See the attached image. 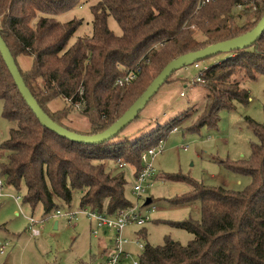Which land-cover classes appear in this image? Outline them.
<instances>
[{
  "label": "trees",
  "instance_id": "trees-1",
  "mask_svg": "<svg viewBox=\"0 0 264 264\" xmlns=\"http://www.w3.org/2000/svg\"><path fill=\"white\" fill-rule=\"evenodd\" d=\"M200 1L95 0L92 35L68 45L82 19L61 21L56 16L86 0H0V35L18 67L19 56H32L31 67L19 69L44 111L73 131L93 134L120 118L169 61L240 36L264 15V0H210L199 6ZM109 16L117 20L122 34L109 28ZM128 72L136 73L135 80L117 84ZM259 73H264V32L252 46L230 51L200 71L204 82L195 83L204 84L207 95L202 113L188 129L214 127L220 110L232 109L235 101L247 103L250 92L236 75L255 80ZM57 97L65 99L66 105L51 110L49 103ZM0 98L11 123L8 137L0 144L9 151L7 160L0 162V174L17 190L24 186L21 204L33 210L42 207L44 214L57 210L56 198L70 205L75 188L81 192L79 204L84 211L118 215L132 206L120 163H129L137 174L142 152L163 141L179 122L171 120L164 132L158 127L136 139L121 134L128 124L103 143L72 142L41 125L1 52ZM76 109L88 118L89 131L65 123ZM250 123L258 139L251 156L226 165L248 174L250 183L235 190L199 182L193 190L173 197L176 205L201 203L199 220L190 216L171 221L193 238L185 244L171 236L163 244L145 243L138 255L140 264H264V123Z\"/></svg>",
  "mask_w": 264,
  "mask_h": 264
},
{
  "label": "rangeland",
  "instance_id": "rangeland-1",
  "mask_svg": "<svg viewBox=\"0 0 264 264\" xmlns=\"http://www.w3.org/2000/svg\"><path fill=\"white\" fill-rule=\"evenodd\" d=\"M95 0H86L84 4L75 5L70 10L56 16L61 21L72 18L82 19L81 26L75 31L68 45L78 37L92 35L93 16L91 5ZM237 12L240 8L236 9ZM242 10V9H241ZM109 28L115 34H122V29L113 16L108 17ZM227 53L214 54L177 70L169 82L159 88L151 101L144 107L140 117L128 125L121 133L128 138L136 139L144 134L152 133L161 127L167 129L169 121L178 122V127L169 131L162 142V151L158 153L153 164V176L149 187L142 197H136L132 192L136 175L134 168L127 162L125 167L127 183L126 194L132 204L145 206L144 200L150 198V204L156 206L151 214V221L143 225H130L132 235H124L131 240L141 239L150 245L163 244L167 236L185 244L193 238V234L171 225V221L185 220L188 217L199 220L201 203L176 205L171 201L175 196L193 190L196 183L215 186L224 185L229 189L242 190L250 183L248 174L242 175L229 169L226 165L251 156V148L258 141L251 121L264 123V73L257 74L255 80L236 75L240 85L248 88L250 100L247 103L235 101L232 109H222L219 112L217 125L202 126L198 131L190 130L199 114L207 95L204 84L195 83L200 71L227 57ZM22 69H29L32 56L21 55L17 58ZM66 100L57 97L49 103L51 110H58L66 105ZM3 99L0 98V144L8 137L11 123L3 114ZM65 123L77 130L89 131L88 118L78 109L66 118ZM172 122V123H173ZM177 124V123H176ZM164 126V127H163ZM9 151L0 145V162L7 160ZM115 165V164H113ZM3 184L0 185V264H103L108 250L113 247L112 233L94 236V222L81 208V192L73 191L70 205L61 198H56L57 210L44 214L42 207L33 210L21 204L25 188L17 190L6 184L0 174ZM20 196V202L15 197ZM57 211H59L57 213ZM31 215L37 220L36 227L40 234L33 236L28 230ZM56 221L60 222L59 227ZM129 229L127 231H129ZM133 254L124 264H129L131 258H138L141 249L132 243L127 244ZM125 244V248L127 246ZM2 246H5L1 251Z\"/></svg>",
  "mask_w": 264,
  "mask_h": 264
},
{
  "label": "water",
  "instance_id": "water-1",
  "mask_svg": "<svg viewBox=\"0 0 264 264\" xmlns=\"http://www.w3.org/2000/svg\"><path fill=\"white\" fill-rule=\"evenodd\" d=\"M264 32V15L258 21V24L252 28L250 31L243 33L240 36L229 38L225 41H220L212 43L205 48L198 49L196 51L187 52L181 54V56L171 60L167 65L161 70L159 74L150 85L142 92L141 96L138 97L135 102L128 107L125 112L110 124L104 131L93 133V134H84L77 131H73L57 122H55L48 113L40 106L36 97L33 96L30 88L24 82V79L21 75L20 69L17 66L16 59L12 54V51L8 48L4 38L0 35V52L6 67H8L9 72L13 77V81L18 87V90L27 102L28 106L35 113L41 125L45 126L47 129H50L57 135H61L71 140L72 142L85 143V144H99L103 143L112 137L118 135L121 130L130 124L133 120L136 119L138 114L144 107L151 101L154 95L157 93L159 88L166 83L167 78L177 70L182 67L196 64L197 61L203 60L205 58L211 57L214 54L218 53H227L233 50L243 49L249 46H252L258 38ZM150 203V199L146 200L145 204Z\"/></svg>",
  "mask_w": 264,
  "mask_h": 264
},
{
  "label": "built area",
  "instance_id": "built-area-1",
  "mask_svg": "<svg viewBox=\"0 0 264 264\" xmlns=\"http://www.w3.org/2000/svg\"><path fill=\"white\" fill-rule=\"evenodd\" d=\"M210 0H202L199 3V6L206 4ZM197 66V64H196ZM135 72H128L125 75L117 79V84H127L136 78ZM197 80L204 82V79L197 76ZM162 142L152 146L151 148L145 150L141 154L142 162L141 169L137 172L135 183L132 187V192L136 197H142L143 193L146 192L150 185L151 178L153 176V160L155 156L162 151L161 145ZM124 164L121 162L120 166ZM3 184L2 179H0V185ZM3 195L0 192V197ZM17 202H20L21 197H15ZM141 206L140 204H133L132 206L125 208L118 215H105L95 211H83L92 221L94 222V228L92 230L94 236H99L103 232L111 231L112 233V242L113 247L108 250V254L103 262V264H124V260L129 259L133 254L126 250L125 244L132 243L137 248H140L143 252L145 244L141 239L131 240L124 235V230L127 226L130 225H143L147 222H150L151 214L156 210V206L150 203L147 205ZM29 221L28 230L31 231L33 236L40 234V230L36 227L38 223L31 215L26 216ZM5 246H2L1 251ZM129 264H140L139 258H131Z\"/></svg>",
  "mask_w": 264,
  "mask_h": 264
},
{
  "label": "crops",
  "instance_id": "crops-1",
  "mask_svg": "<svg viewBox=\"0 0 264 264\" xmlns=\"http://www.w3.org/2000/svg\"><path fill=\"white\" fill-rule=\"evenodd\" d=\"M148 199H150L149 197L148 198H146L145 200H144V204H145V202H146V200H148ZM145 205H147V204H145ZM59 225H60V222L59 221H56V226L57 227H59ZM129 226H127L126 227V234H130V235H132V234H134L135 232L134 231H132V230H130L129 228H128ZM129 229V231H127ZM134 232V233H133ZM107 233H108V231L105 233V232H103V235H107ZM140 239V238H139ZM145 244V243H144ZM130 246L129 245H127L126 246V250H128V248H129ZM130 250V249H129ZM128 250V251H129ZM109 252V251H108ZM108 254V253H107ZM107 256V255H106ZM105 259V258H104Z\"/></svg>",
  "mask_w": 264,
  "mask_h": 264
}]
</instances>
